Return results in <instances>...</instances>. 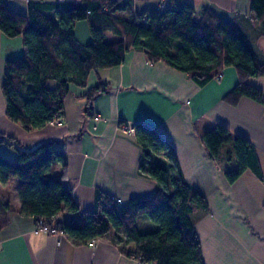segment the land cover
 Returning <instances> with one entry per match:
<instances>
[{
    "label": "trees",
    "instance_id": "16d2710c",
    "mask_svg": "<svg viewBox=\"0 0 264 264\" xmlns=\"http://www.w3.org/2000/svg\"><path fill=\"white\" fill-rule=\"evenodd\" d=\"M125 7L130 8L127 0L38 1L29 2L27 13L21 14L8 6V0H0V31L8 37L21 36L24 50L4 63L0 89L5 117L26 131L61 119L68 84L85 89L82 96L88 112L95 97L106 89L101 81L87 88L90 72L120 65L131 48H140L151 63L163 62L187 74L198 87L218 79L224 67L232 66L238 82L225 100L235 104L241 97L261 99V91L248 79L264 76V62L237 24L222 21L206 7L196 21L194 7L177 0H169L161 10L134 15L121 14ZM144 17L148 19L145 24ZM248 17L264 25V0H251ZM80 20L89 24L91 42L87 45L74 36V25ZM108 32L116 39L106 41ZM48 81L56 87L49 88ZM132 127L143 164L148 165L145 170L157 183L149 196L121 204L100 191L93 210H80L64 185L66 161L54 140L41 142L30 152L17 150V160L0 155V182L17 178L19 213L35 223L41 218L48 225L54 223L73 244H88L113 232L121 252L140 264H204L191 217L207 208L204 196L177 173L169 145L153 128L143 122ZM201 141L213 160L221 146L231 142L237 166L223 169L228 182L251 170L264 183L256 150L245 137H231L226 126L217 124L201 135ZM0 144L23 147L2 132ZM157 156H165L168 162L151 164L150 159ZM142 217L148 218L143 225L152 224L154 230L140 229ZM5 221L0 217V230Z\"/></svg>",
    "mask_w": 264,
    "mask_h": 264
},
{
    "label": "crops",
    "instance_id": "0c3cea01",
    "mask_svg": "<svg viewBox=\"0 0 264 264\" xmlns=\"http://www.w3.org/2000/svg\"><path fill=\"white\" fill-rule=\"evenodd\" d=\"M38 1L78 0H8V6L26 14L27 4ZM127 1L130 8L120 11L123 15L161 10L169 2ZM177 1L194 7L196 21L206 7L222 21L237 24L256 57L264 62V25L248 17L251 0ZM108 34V41L116 39ZM74 36L80 43L89 44V24L77 21ZM23 51L21 36L8 37L0 31V87L5 61L21 56ZM98 81L106 89L95 97L91 110L85 108V89L68 84L62 123H49L34 131H26L5 117L0 89V132L15 137L25 148L54 140L66 161L64 185L80 210L91 211L100 191L124 204L156 190L157 183L145 170L148 165L143 164L134 135L122 130L126 124L143 122L167 142L177 173L207 202L204 211L191 216L203 263L264 264V183L251 170L228 182L223 169L237 166L231 142L224 143L213 160L201 141V135L217 124L226 126L231 137L239 135L253 144L264 175V76L248 79L261 91L259 101L241 97L233 104L224 97L238 82L234 67H224L218 79L198 87L187 74L163 62L151 63L140 48H131L120 65L90 72L87 88ZM47 86L54 89L56 83L48 81ZM13 130L31 138L24 140ZM0 155L18 158L17 149L6 144H0ZM157 158L150 163L168 162L165 156ZM18 183L13 178L0 182V217L6 218L0 230V264H132L115 244L113 232L94 243L76 245L62 232L35 231L34 219L19 213Z\"/></svg>",
    "mask_w": 264,
    "mask_h": 264
},
{
    "label": "built area",
    "instance_id": "2783aa9c",
    "mask_svg": "<svg viewBox=\"0 0 264 264\" xmlns=\"http://www.w3.org/2000/svg\"><path fill=\"white\" fill-rule=\"evenodd\" d=\"M141 21L145 24L148 21V19L146 17H144V18L141 19ZM56 120H58L59 121V124H61L62 121L60 120V118H56L52 122H54ZM122 130H123V132L125 134H128V135H134V132H135L134 131V128L130 124L124 125L123 128H122ZM116 202L117 203H120V201L117 200V199H116ZM35 231H43L45 233H51V234L59 233L56 230V228L54 226V223H51L50 225H48L47 222L43 218L39 219L37 221V223L35 224ZM94 242H95V240L91 241V243H94ZM133 264H140V263H138L137 260H134Z\"/></svg>",
    "mask_w": 264,
    "mask_h": 264
},
{
    "label": "rangeland",
    "instance_id": "374dc122",
    "mask_svg": "<svg viewBox=\"0 0 264 264\" xmlns=\"http://www.w3.org/2000/svg\"><path fill=\"white\" fill-rule=\"evenodd\" d=\"M83 22H85L86 26H88V21H87V20H83ZM108 35H109V34L106 33V36H105V40H106V41L110 40V39H109L110 36H108ZM111 37H112V36H111ZM60 120L63 121L62 118H61ZM61 123H62V122H61ZM51 124L54 125V126L60 125L58 120L52 122ZM13 134H17V136H19V137L22 135V139H24V140H25V138H28V137L31 138V137L28 136L25 132L23 133V132H21L20 130H18V131L13 130ZM53 176H56V170H55V169L53 170ZM13 179L18 180L17 178H13ZM145 219H148V218H144V217H142V218L139 219L140 229H141L142 231H152V230H154V229L152 228V224H151V226H149V225H147V226H146V225H143L144 221H146ZM134 260H135V259H132V264H133Z\"/></svg>",
    "mask_w": 264,
    "mask_h": 264
},
{
    "label": "water",
    "instance_id": "95a60500",
    "mask_svg": "<svg viewBox=\"0 0 264 264\" xmlns=\"http://www.w3.org/2000/svg\"><path fill=\"white\" fill-rule=\"evenodd\" d=\"M14 147H15L17 150L28 151V152H30V151L35 150V149L38 147V144H36V145H34V146L30 147V148L19 147L18 145H14Z\"/></svg>",
    "mask_w": 264,
    "mask_h": 264
}]
</instances>
